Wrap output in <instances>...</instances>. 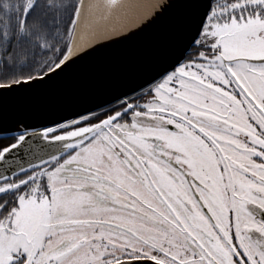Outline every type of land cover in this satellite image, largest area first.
Wrapping results in <instances>:
<instances>
[{"label":"snow or ice","instance_id":"snow-or-ice-1","mask_svg":"<svg viewBox=\"0 0 264 264\" xmlns=\"http://www.w3.org/2000/svg\"><path fill=\"white\" fill-rule=\"evenodd\" d=\"M0 0V264H264V0Z\"/></svg>","mask_w":264,"mask_h":264},{"label":"bare ground","instance_id":"bare-ground-1","mask_svg":"<svg viewBox=\"0 0 264 264\" xmlns=\"http://www.w3.org/2000/svg\"><path fill=\"white\" fill-rule=\"evenodd\" d=\"M89 2L99 5L95 12L89 17V23L93 28H102L103 24H106L105 27L108 26V28H118L120 26L118 24L123 21L125 17L136 12L141 4L144 3V0H85V3Z\"/></svg>","mask_w":264,"mask_h":264},{"label":"water","instance_id":"water-1","mask_svg":"<svg viewBox=\"0 0 264 264\" xmlns=\"http://www.w3.org/2000/svg\"><path fill=\"white\" fill-rule=\"evenodd\" d=\"M155 2H156V0H146V3H145V0H144V3L141 4V6L137 9L136 12H134L132 15H130L128 17H125L123 19V21H121L118 24V25H120L118 28H111V27L108 28V26L105 27L106 24H103L102 25L103 26L102 28L103 29H107V30H116V31H119L122 28H125L127 26H131V25L137 23L144 16L148 15L150 13V11H151V5L153 3H155ZM97 17H101V16H97ZM91 18H93V17H91ZM94 22H95V20H94ZM95 24H96V22H95Z\"/></svg>","mask_w":264,"mask_h":264}]
</instances>
